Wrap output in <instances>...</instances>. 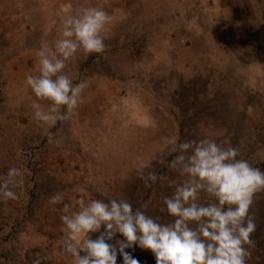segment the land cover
<instances>
[{"label": "rangeland", "instance_id": "obj_1", "mask_svg": "<svg viewBox=\"0 0 264 264\" xmlns=\"http://www.w3.org/2000/svg\"><path fill=\"white\" fill-rule=\"evenodd\" d=\"M69 2L102 7L113 20L103 55L80 51L68 62L73 82L89 85L86 103L49 136L34 119L26 77L38 74L41 44L59 38L60 5ZM173 137L238 147V159L264 171V0H0V176L23 172L19 199L0 198V264H74L63 204L49 203L56 193L73 211L80 199H124L173 222L163 204L175 190L168 181L183 179L167 166ZM143 164L165 179L145 187ZM250 214L248 264H264V192ZM125 252L156 264L138 245ZM116 264H124L119 250Z\"/></svg>", "mask_w": 264, "mask_h": 264}, {"label": "clouds", "instance_id": "obj_2", "mask_svg": "<svg viewBox=\"0 0 264 264\" xmlns=\"http://www.w3.org/2000/svg\"><path fill=\"white\" fill-rule=\"evenodd\" d=\"M60 13L59 38L51 47L41 44L36 51L38 74L26 77L36 97L31 104L34 119L49 136L53 135L51 128L68 121L86 103L89 85L86 81L73 82L65 71L68 62L80 51L103 55L107 50L105 33L113 20L102 7L77 10L70 2L60 5ZM62 140L58 137L56 143ZM168 143L175 155L167 166L183 178L179 183L168 181L175 190L163 199L168 215L174 218L171 223H161L139 208L134 211L124 199H80L78 210L73 211L63 202L62 193L50 197L52 205L63 204L64 251L73 257L74 264H116L117 250L124 264H139L125 252L134 245L151 251L156 264H248L250 249L256 246L251 237L257 227L250 209L256 194L264 192V171L238 159V147H223L211 138L180 142L173 137ZM150 167L143 164L139 169L145 187L165 179L147 171ZM22 177L19 167L9 168L0 176V198L5 202L19 199L15 189ZM202 197L209 202L201 203ZM97 232L96 239L90 238V233ZM117 233L124 239L108 243Z\"/></svg>", "mask_w": 264, "mask_h": 264}]
</instances>
